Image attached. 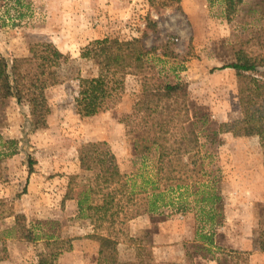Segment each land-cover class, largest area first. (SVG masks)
<instances>
[{
  "label": "rangeland",
  "instance_id": "374dc122",
  "mask_svg": "<svg viewBox=\"0 0 264 264\" xmlns=\"http://www.w3.org/2000/svg\"><path fill=\"white\" fill-rule=\"evenodd\" d=\"M166 1L0 0V57H25L29 46L38 43H52L66 56L59 67L60 83L45 92L50 107L47 128L30 132L28 109L14 99L0 109V153L7 151L2 147L5 141H18L17 154L0 161V242L4 241L6 249L0 264H37V255L44 250L42 240L4 237L2 232L13 226L14 215L24 216L26 226L34 232L56 235L70 244L71 249L58 257L57 264H97L98 243L89 236L106 234L110 227L78 219L76 201H63L69 177H77L74 192L92 177L91 172L79 168L77 150L81 144L105 142L125 174L141 172L150 177L154 173V154L136 155L121 122L133 106L138 78H125L124 94L113 109L87 118L75 113L77 78L97 75V66L83 54L90 42L137 38L147 47L167 42L171 58L152 56V73L159 74L162 81L186 83L192 107L208 116L213 125L241 118L235 72L220 68L233 61L237 50L264 56V0H243L229 16L224 0H180L161 6ZM148 19L156 24V33L147 29ZM201 141L205 147L200 152L210 153L202 171L198 164L201 154L182 159L187 164L196 161L193 174L189 173L192 189L185 202L199 207L193 204V186L212 179L208 185L219 197L211 205L217 208L212 223L203 222L208 216L196 208L170 218L144 214L117 224L110 229L118 236L121 262L133 261L135 256L128 238H139L144 232L157 262L264 264V253L254 249L258 213L264 204L258 139L223 134L214 145ZM92 200L100 203L97 196ZM200 233L212 235L214 247L209 253L193 251Z\"/></svg>",
  "mask_w": 264,
  "mask_h": 264
},
{
  "label": "trees",
  "instance_id": "16d2710c",
  "mask_svg": "<svg viewBox=\"0 0 264 264\" xmlns=\"http://www.w3.org/2000/svg\"><path fill=\"white\" fill-rule=\"evenodd\" d=\"M148 1L153 4V0ZM179 1L167 0L161 6H171ZM224 2L229 16L236 12L243 0ZM147 29L157 32L156 24L150 19L147 20ZM83 54L97 66V75L77 78L75 113L80 118H87L113 109L124 94L125 78H138L139 89L133 106L128 114L122 116L121 122L135 154H154L155 162L154 173L150 177H143L141 172L125 174L105 142L81 144L77 150L79 168L83 172H91L92 177L78 192H74L72 186L77 177H69L67 193L63 197V201H76L78 219L93 221L99 227L103 223L112 229L144 214L170 218L197 208L208 216L203 222L212 223L217 210L212 206L219 198L208 185L212 179L207 184L195 183L193 186V204L199 207H190L185 202L192 189L188 181L193 177L196 161L187 164L182 159L190 154H201L203 157L198 164L199 171H202L204 158L210 155L207 150L200 152L205 147L202 139L205 145H214L218 136L223 134L237 138L256 137L264 169V71H260L264 69V56L237 50L233 61L220 68H230L235 72L241 118L213 125L208 116L192 107L186 83L181 80L162 81L159 74L152 73V56L171 58L167 42L147 47L143 40L137 38L123 41L103 38L86 45ZM65 61L66 56L52 43L32 44L28 55L22 58L0 57V109L8 100L14 99L17 105L28 109L26 124L30 132L47 128L50 107L45 92L60 83L59 67ZM5 142L2 147L7 151L1 150L0 161L18 152V141ZM28 167L30 174L31 162ZM96 196L100 200L98 204L92 200ZM260 207L254 249L264 253V204L261 203ZM110 228L106 234L89 236L98 243L97 264H171L154 260L152 244L146 242L148 234L144 232L139 238H128L135 256L133 261L121 262L117 255L118 236ZM2 233L4 237L25 242L42 240L44 250L37 255V264H57L58 257L71 249L67 241L56 235L34 232L26 226L22 215H14L13 226ZM197 236L193 251L209 253V248L214 247L212 235L200 233ZM3 242H0V252L3 253L0 260L6 257Z\"/></svg>",
  "mask_w": 264,
  "mask_h": 264
}]
</instances>
